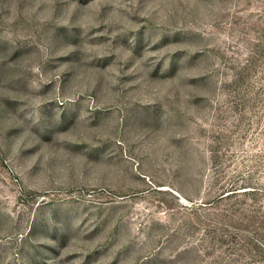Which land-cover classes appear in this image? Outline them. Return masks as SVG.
Listing matches in <instances>:
<instances>
[{"label":"rangeland","instance_id":"1","mask_svg":"<svg viewBox=\"0 0 264 264\" xmlns=\"http://www.w3.org/2000/svg\"><path fill=\"white\" fill-rule=\"evenodd\" d=\"M0 264H264V0H0Z\"/></svg>","mask_w":264,"mask_h":264}]
</instances>
